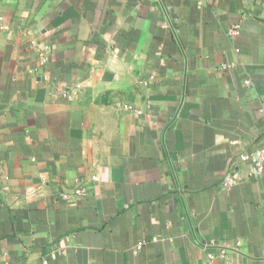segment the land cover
Returning a JSON list of instances; mask_svg holds the SVG:
<instances>
[{
    "label": "crops",
    "instance_id": "0c3cea01",
    "mask_svg": "<svg viewBox=\"0 0 264 264\" xmlns=\"http://www.w3.org/2000/svg\"><path fill=\"white\" fill-rule=\"evenodd\" d=\"M263 145L264 0H0V264H264Z\"/></svg>",
    "mask_w": 264,
    "mask_h": 264
},
{
    "label": "built area",
    "instance_id": "2783aa9c",
    "mask_svg": "<svg viewBox=\"0 0 264 264\" xmlns=\"http://www.w3.org/2000/svg\"><path fill=\"white\" fill-rule=\"evenodd\" d=\"M237 28L232 29V33L234 34L238 33ZM45 60H46L45 58H42L41 62H45ZM252 162H253V167L251 169L252 175H260L264 173V145L252 156ZM237 182H238L237 178L234 177L232 173H228V175L223 181V186L228 188L237 184ZM83 193L84 190L82 188H79L75 191L74 194L65 193L62 195L65 198H70L73 195H81ZM3 264H9V263H3ZM22 264H33V263H22Z\"/></svg>",
    "mask_w": 264,
    "mask_h": 264
}]
</instances>
